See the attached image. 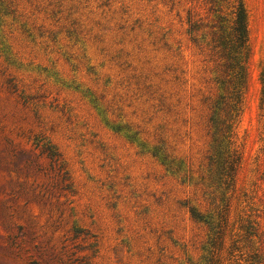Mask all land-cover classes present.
Here are the masks:
<instances>
[{
  "label": "rangeland",
  "instance_id": "obj_1",
  "mask_svg": "<svg viewBox=\"0 0 264 264\" xmlns=\"http://www.w3.org/2000/svg\"><path fill=\"white\" fill-rule=\"evenodd\" d=\"M244 2L232 217L264 211V0ZM191 9L205 16L200 0H0V264H200L190 176L214 87Z\"/></svg>",
  "mask_w": 264,
  "mask_h": 264
},
{
  "label": "trees",
  "instance_id": "obj_2",
  "mask_svg": "<svg viewBox=\"0 0 264 264\" xmlns=\"http://www.w3.org/2000/svg\"><path fill=\"white\" fill-rule=\"evenodd\" d=\"M200 1L205 16L191 9L186 18V33L210 65L214 87L213 94L205 98L206 152L199 172L190 176L195 186L204 189L208 205L204 213L189 210L192 220L203 224L206 231L200 264H264V225L259 220L264 211L250 208L249 214L231 216L242 162L236 132L249 83L248 13L244 0ZM260 80V150L264 155V72Z\"/></svg>",
  "mask_w": 264,
  "mask_h": 264
}]
</instances>
